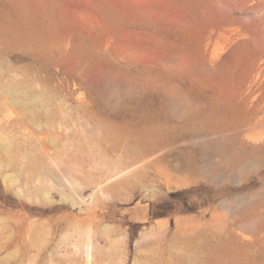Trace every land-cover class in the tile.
<instances>
[{
    "label": "rangeland",
    "instance_id": "obj_1",
    "mask_svg": "<svg viewBox=\"0 0 264 264\" xmlns=\"http://www.w3.org/2000/svg\"><path fill=\"white\" fill-rule=\"evenodd\" d=\"M72 1H86L90 17L67 13ZM72 1L0 0V146L11 147L0 150V264H264V0H193L205 13L181 23L154 21L151 9L130 11L122 0ZM117 27L146 42L114 53L103 37ZM155 49L164 65L139 59ZM97 79L124 89L95 91ZM248 82L251 93L238 94ZM6 89L26 102L38 93L27 107L39 130L30 114L15 121L22 111L3 106ZM4 174L30 199L4 185ZM86 232L88 263L70 247Z\"/></svg>",
    "mask_w": 264,
    "mask_h": 264
},
{
    "label": "bare ground",
    "instance_id": "obj_2",
    "mask_svg": "<svg viewBox=\"0 0 264 264\" xmlns=\"http://www.w3.org/2000/svg\"><path fill=\"white\" fill-rule=\"evenodd\" d=\"M72 1V0H71ZM177 3V4H179L180 5V8L181 9H175L174 7H172V4L173 3ZM122 3H123V5L127 8V9H129L130 11L132 10V9H134V8H147V9H151L152 10V19L155 21V20H157L158 18H162L165 22H168V23H181L183 20H184V18L186 17V15H188V14H192V13H194V14H197V15H203L204 13H205V10L204 9H202V8H200V6L196 3V1H193V0H122ZM253 5H249V6H247L246 8H245V10L246 11H252L253 10ZM258 9V8H257ZM87 10H89V7H88V3L86 2V1H84V2H77V1H72V2H68L67 4H66V6H65V11L67 12V13H73V14H77V15H83L84 17H90V15L89 14H87ZM255 10V9H254ZM64 11V12H65ZM59 12V11H58ZM242 12V11H241ZM245 13V12H244ZM244 13H242V14H244ZM245 14H247V13H245ZM78 18V17H77ZM76 19V18H75ZM87 19V18H86ZM91 21V23L93 22V20L91 19L90 20ZM79 22V21H78ZM221 28V27H220ZM262 28V27H261ZM114 29H116V30H111V31H109V32H106L105 33V35H104V37H103V42H104V44L105 45H107V46H109L110 48H112V51H113V49H115V52H116V49L118 48V46H120V45H128L129 47H138V46H140V45H142V44H144L145 42H146V38L144 37V36H142V35H140V34H137V33H135V32H133V31H131V30H128V29H121V28H119V27H117V28H114ZM94 30V29H93ZM234 31H236V29H234ZM216 32H220V31H217L216 30ZM116 33V35L118 34V38H115L116 37V35H114ZM213 34H215V32L213 33ZM229 35L230 36H232V35H235V33H233V32H230L229 33ZM211 36L212 35H209V40L211 39ZM251 39V38H250ZM254 43V42H253ZM135 50H138V49H135ZM216 50V49H215ZM119 51V50H118ZM211 51H212V49H211ZM114 52V51H113ZM114 52V53H115ZM215 52V51H214ZM129 53V52H128ZM130 53H132V52H130ZM45 54V53H44ZM124 54V53H123ZM133 54H134V52H133ZM141 54V53H140ZM129 55V54H128ZM45 56V55H44ZM134 56H136L135 54H134ZM5 57V56H4ZM21 57V56H20ZM122 57V56H121ZM120 58V57H119ZM188 58V57H187ZM3 59V58H2ZM19 59V61H22V62H27L26 60L25 61H23V58H18ZM21 59V60H20ZM25 59V58H24ZM125 59V58H124ZM139 59H141L142 61H144V62H146V63H149V64H153V65H164V63H165V58L162 56V54H161V52L159 51V50H153V51H151V52H148V53H144V54H141V57L139 58ZM122 60V59H121ZM7 61H9L8 59H6L5 60V62H7ZM11 62H12V60H11ZM18 62V61H17ZM8 63V62H7ZM34 63V65L33 66H35L36 64V62H33ZM213 65H214V63L213 62H211L210 63V65H208L209 67H210V69L213 67ZM31 66V65H30ZM70 66V65H69ZM168 66H170L171 68L173 67V69L172 70H174V66L173 65H169L168 64ZM176 66V69H185L187 66H188V61H182V62H180V63H178L177 65H175ZM32 67V66H31ZM47 67V66H46ZM56 67V66H55ZM200 67V66H199ZM48 68V67H47ZM57 68V67H56ZM170 68V69H171ZM204 68V67H203ZM208 68V67H207ZM53 69V68H52ZM201 69V68H200ZM64 70V69H63ZM167 71H169L170 72V70H168V69H166ZM171 70V71H172ZM198 70V69H197ZM203 70V69H202ZM30 71H31V69H30ZM53 71H54V69H53ZM70 71V70H69ZM204 72V71H203ZM202 72V73H203ZM59 73V72H58ZM64 73V72H63ZM211 73V72H210ZM9 74H11V73H9ZM34 74H35V72H34ZM42 75H43V72L41 73ZM212 74V73H211ZM56 75V74H55ZM58 75H60V74H58ZM57 75V76H58ZM78 75V74H77ZM9 76V75H8ZM56 76V77H57ZM80 75H78V76H76V77H79ZM7 77V76H6ZM13 77H14V74H13ZM33 77H34V75H33ZM31 78V77H30ZM35 78V77H34ZM84 78V77H83ZM17 79V78H16ZM15 78H14V80H16ZM55 79V78H54ZM57 79V78H56ZM67 79V78H66ZM86 79H87V77H86ZM253 79V78H252ZM47 80H49V79H47ZM84 80V79H83ZM88 80V79H87ZM13 81V80H12ZM73 81H74V79H73ZM3 82V81H2ZM13 82H15V81H13ZM48 82V81H47ZM142 82H144V81H142ZM16 83V82H15ZM37 83V82H36ZM52 83H53V81H52ZM14 84V83H13ZM28 84V83H27ZM105 84H108V85H111V86H113V87H116V88H119V89H124V85L121 83V82H119V81H117V80H110V81H108V80H102V79H97V81H95V82H93L92 83V87H93V89L95 90V91H98V90H100ZM1 85V84H0ZM26 85V84H25ZM37 85H38V83H37ZM24 86V85H23ZM53 86V85H52ZM55 86V85H54ZM53 86V87H54ZM16 87H18V85L16 86ZM16 87H15V89H16ZM147 87V86H146ZM1 88V87H0ZM39 88H41V86L39 87ZM47 88H49V87H47ZM51 88V87H50ZM49 88V89H50ZM166 88V87H165ZM2 89H4V88H2ZM38 89V88H37ZM54 89H56V86L54 87ZM90 89V88H89ZM91 90V89H90ZM136 90H137V88H136ZM26 91V90H25ZM40 91H41V89H40ZM39 91V89H38V92H40ZM46 91H47V89H46ZM72 91H74L73 89H72ZM72 91H71V93H72ZM251 91H252V89H251V86H250V82H248L247 83V85H246V87H245V89H243L242 87H239V88H237V90H236V92L238 93V94H242V93H244V92H246V94L247 95H249L250 93H251ZM5 95H6V97H8V99L7 100H5L3 103H2V101H1V103L3 104V106H7V107H9L8 105H12V106H16V107H20V109H21V113H19L18 114V116L15 118V121L16 122H21L22 121V117H24V116H26L27 114H30L31 115V118H29L28 120H29V123L30 124H32L34 127H36V128H38V130H39V128H40V124H38L36 121H35V119H34V113H33V109H29L28 107H27V104H30V105H32L36 100H39L40 99V97H39V95H36V94H38V93H36V94H34L33 96L34 97H31L32 99V101H28V102H26V101H24L23 99H21V98H19L18 96H17V94H19V90L17 89V90H11V89H6L5 90ZM77 92V91H76ZM75 92V93H76ZM1 93V92H0ZM12 93H15V95H14V97L12 96ZM52 93V92H51ZM28 94V93H27ZM47 94V93H46ZM53 94V93H52ZM156 94V93H155ZM23 95L24 96H26V94L25 93H23ZM76 95V94H75ZM27 97V96H26ZM54 97H56V96H54ZM158 97V96H157ZM156 96H155V98H157ZM51 98V97H50ZM63 98V97H62ZM61 97H60V99H62ZM245 98V97H244ZM262 98V95H260V97L258 98V99H256V100H259V99H261ZM26 99V98H25ZM46 100H49V99H46ZM157 100V99H156ZM50 101V100H49ZM35 104V103H34ZM42 104V103H41ZM50 104V103H49ZM58 104H62V100L61 101H59V103ZM58 104H57V106H58ZM118 104V103H117ZM51 105V104H50ZM64 106H66V108H67V104L65 105L64 104ZM168 106V105H167ZM32 107V106H31ZM169 107V106H168ZM3 108V107H2ZM5 108V107H4ZM40 108V107H39ZM47 108V107H46ZM68 108H69V106H68ZM91 108V107H90ZM167 108V107H166ZM171 108V107H170ZM180 108V107H179ZM37 109V108H36ZM168 110H170L169 108H167ZM38 110V109H37ZM44 110V109H43ZM172 110V109H171ZM173 111H174V109H173ZM4 111H2V113H3ZM49 112V111H48ZM48 112H46V115H48ZM53 113V112H52ZM63 113V112H62ZM65 113V112H64ZM176 113V112H175ZM68 114V113H67ZM66 115V114H65ZM65 115H62V116H65ZM1 116V115H0ZM49 116V115H48ZM67 116V115H66ZM79 116V115H78ZM120 116V115H119ZM68 117V116H67ZM2 118V117H1ZM26 118V117H25ZM46 118V117H45ZM49 118V117H48ZM56 118V117H55ZM55 118H53V119H55ZM13 119V118H12ZM61 119H64V117H62ZM60 119V120H61ZM76 119H78V117H76ZM2 120H4V119H2ZM56 120V119H55ZM54 120V121H55ZM84 120V119H83ZM47 122H48V120H46ZM46 121H45V125L47 126V124L48 123H46ZM53 121V122H54ZM63 121V120H62ZM57 122V121H56ZM71 123H72V121H70ZM74 122V121H73ZM76 122V121H75ZM5 123V122H4ZM28 123V122H27ZM55 123V122H54ZM59 123V122H58ZM13 124V123H12ZM11 124V126H13ZM52 124V126H53V123H51ZM60 124H62V123H60ZM73 124V123H72ZM75 124V123H74ZM4 125V124H3ZM23 125V124H22ZM43 125H44V123H43ZM44 125V126H45ZM17 126V125H16ZM63 125H61V129H63V127H62ZM65 126V125H64ZM78 126H80V128H82L81 127V124L79 125L78 124ZM4 127H5V125H4ZM4 127H2V128H4ZM18 127H20L19 125H18ZM17 127V128H18ZM75 127V126H74ZM89 127V126H88ZM99 127V126H98ZM21 128V127H20ZM19 128V129H20ZM23 128H24V130L26 129L25 128V126H23ZM66 128V127H65ZM67 129V128H66ZM84 129V128H83ZM20 130H23V129H20ZM19 130V131H20ZM23 130V131H24ZM36 130V129H35ZM67 130H70V128L69 129H67ZM80 130V129H79ZM87 130V129H86ZM96 130V129H95ZM16 131V130H15ZM29 131V130H28ZM53 131V130H52ZM62 131H64V130H62ZM72 131V130H71ZM70 131V132H71ZM82 131V130H81ZM89 131V130H88ZM9 132V131H8ZM7 132V133H8ZM27 132V131H26ZM77 132H79V131H77ZM97 132V131H96ZM21 134H23V132L21 131L20 132ZM24 133H25V131H24ZM28 133H30V132H28ZM84 133V132H83ZM9 134H11V133H9ZM52 134V133H51ZM50 134V142L53 144V136L54 135H51ZM78 134V133H77ZM91 134V133H90ZM93 134V133H92ZM92 134L91 135H89V136H92ZM11 135H13V133L11 134ZM28 135H30V134H28ZM39 135V134H38ZM49 135V134H48ZM97 135H98V133H97ZM167 135V134H166ZM23 136H25V135H23ZM36 137H38L37 135H35ZM202 136V135H201ZM18 137V136H17ZM58 137V136H57ZM166 137V136H165ZM185 137V136H184ZM3 138V136L1 135V133H0V140ZM25 138V137H24ZM195 138V137H194ZM202 138V137H201ZM13 139H15V137L13 138ZM22 139V138H21ZM29 139V138H28ZM45 139H46V137H45ZM55 139H56V137H55ZM73 139V138H72ZM84 140H83V142L85 141V138H83ZM101 139V138H100ZM12 140V139H11ZM24 140V139H23ZM31 140V139H30ZM29 140V141H30ZM38 140H39V138H38ZM68 140V139H67ZM93 140V139H92ZM118 140V139H117ZM116 140V141H117ZM69 141V140H68ZM67 141V142H68ZM98 141V140H97ZM40 142V141H39ZM49 142V141H48ZM66 142V141H65ZM167 142V141H166ZM19 143V142H18ZM44 143V142H43ZM56 143V142H55ZM95 143V142H94ZM93 143V144H94ZM165 143V142H164ZM214 143H216V141H214ZM23 144H25L24 142H23ZM31 144H32V141H31ZM52 144H50V147L49 148H51V146H52ZM72 144V143H71ZM78 144V143H77ZM157 144H159V143H157ZM166 144V143H165ZM205 144V143H204ZM26 145H27V143H26ZM46 145V144H45ZM64 145H65V143H64ZM112 145V144H111ZM160 145V144H159ZM20 146V145H19ZM33 146V145H32ZM80 146V145H79ZM87 146V145H86ZM47 148H48V146H46ZM77 147V146H76ZM81 147V146H80ZM91 147H92V145H91ZM130 148H131V146H129ZM10 144H7V145H2V146H0V150L1 149H3V150H6V154H9L8 153V151L10 150ZM49 148H48V152H50V150L51 151H54V149H50L49 150ZM61 148V147H60ZM79 148V147H78ZM78 148H76V149H78ZM106 148H107V146H106ZM137 148V147H136ZM147 148H149V147H147ZM30 149V148H29ZM32 149V148H31ZM55 149H56V147H55ZM73 149V148H72ZM80 149V148H79ZM25 150V149H24ZM36 150V149H35ZM58 150V149H57ZM88 150H90V149H88ZM136 150V149H135ZM26 151V150H25ZM41 151V150H40ZM68 151V150H67ZM76 151V150H75ZM92 151V150H91ZM97 151H98V149H97ZM24 152V151H23ZM33 152V151H32ZM32 152H30L29 154H31ZM78 152H80V151H78ZM98 152H100V151H98ZM122 152V151H121ZM140 152H141V150L139 151V154H140ZM51 153V152H50ZM49 153V154H50ZM75 153V152H74ZM94 153H97V152H94ZM104 153V152H103ZM102 153V154H103ZM37 154H39L38 152H37ZM48 154V155H49ZM65 154V153H64ZM63 154V155H64ZM99 154V153H98ZM127 154V153H126ZM175 154V153H174ZM80 155H82L81 153H80ZM79 155V156H80ZM105 155V154H104ZM114 155H117V154H114ZM129 155V154H128ZM27 156V155H26ZM44 156H46L47 157V155H44ZM56 156V155H55ZM75 156V155H74ZM101 156V155H100ZM126 156V155H125ZM162 156H164V155H162ZM161 156V157H162ZM173 156V155H172ZM142 157V156H141ZM24 158V157H23ZM42 158H43V156H42ZM57 159L59 158V156L58 157H56ZM68 158V157H67ZM89 158H90V156H89ZM91 158H93L94 159V157H93V155L91 156ZM99 158V157H98ZM101 158H103V157H101ZM120 158H121V155H120ZM138 158V157H137ZM165 158V157H164ZM205 157H203V159H204ZM76 159V158H75ZM158 159V158H157ZM160 159H162V158H160ZM202 159V160H203ZM19 160H22L21 158L19 159ZM42 160V159H41ZM54 160V159H53ZM81 160H83V159H81ZM91 159H89V161H90ZM111 161H112V159H110ZM120 160V159H119ZM165 160V159H164ZM205 160V159H204ZM57 161H59V159L57 160ZM67 161V160H66ZM76 161H78V160H76ZM94 161V160H93ZM127 161H129L128 159H127ZM160 161V160H159ZM28 162V161H27ZM53 162H55V161H53ZM53 162H52V165L51 166H54L53 165ZM60 162V161H59ZM82 163V164H84V166H85V163H84V161L82 162V161H78L77 163L79 164V163ZM100 162V161H99ZM105 162V161H104ZM119 162H121V161H119ZM207 162V161H206ZM23 163V162H22ZM35 163V162H34ZM42 163V162H41ZM51 163V162H50ZM57 163V162H56ZM61 163V162H60ZM76 163V164H77ZM108 163V162H107ZM8 164V163H7ZM75 164V165H76ZM98 164V161H97V163L95 164V165H97ZM149 164H151L152 165V163H149ZM148 164V165H149ZM44 165V164H43ZM49 165V164H48ZM61 165H63V164H61ZM80 165V164H79ZM78 165V166H79ZM93 165V164H92ZM102 165V164H101ZM120 165H121V163H120ZM135 165V164H134ZM3 166V164H2V161L0 160V168ZM30 166H31V161H30ZM45 166L46 167H48L47 166V164H45ZM44 166V167H45ZM98 166V165H97ZM110 166H112L111 165V163H110ZM122 166V165H121ZM156 166V168L159 170L160 169V167H157V165H152V167H155ZM40 167V166H39ZM43 167V168H44ZM63 167V166H62ZM86 167H87V165H86ZM90 167V166H89ZM106 167H107V165H106ZM50 168V167H49ZM49 168H47V169H49ZM99 168V167H98ZM115 168V167H114ZM113 168V169H114ZM126 168V167H125ZM156 168H154L155 170H157ZM33 169V168H32ZM63 169V168H62ZM61 169V170H62ZM67 169V168H66ZM70 169V168H69ZM86 169H88V168H86ZM100 169V168H99ZM116 169V168H115ZM143 170H144V168H142ZM162 169V168H161ZM160 169V170H161ZM31 170V169H30ZM36 170H37V168H36ZM39 170L42 172V170L39 168ZM49 170H51V169H49ZM74 170L76 171V169L74 168ZM104 169H102V171H103ZM109 170V169H108ZM158 171V172H160L159 174H161V175H163L162 173H161V171ZM51 171H53V168H52V170ZM50 171V172H51ZM57 171V170H56ZM71 171V170H70ZM74 171V172H75ZM80 171V170H79ZM88 171V170H87ZM98 171V170H97ZM100 171V170H99ZM138 171V170H137ZM45 172V171H44ZM64 172V171H63ZM81 172V174H82V171H80ZM126 172V171H125ZM212 172H213V170H212ZM17 173V172H16ZM20 173V172H19ZM46 173H48V172H46ZM71 173V172H70ZM76 173H78V172H76ZM101 173V172H100ZM105 173V172H104ZM103 173V174H104ZM109 173V172H108ZM22 174V173H21ZM42 174V173H41ZM45 174V173H44ZM67 174V173H66ZM102 174V173H101ZM138 174V173H137ZM16 175V174H15ZM39 175V174H38ZM84 175H85V173H84ZM104 175H106V174H104ZM109 175V174H108ZM107 175V176H108ZM208 175H211V173L210 174H208ZM41 176H43V175H41ZM69 176V175H68ZM225 176V175H224ZM99 177V176H98ZM104 177H106V176H104ZM1 178H2V182L4 183V185H6L7 187H9V188H13L14 189V193L17 195V196H19V197H25V198H28V199H30V197H28V196H26L25 194H24V190L22 189V187H20L19 185H18V180H17V176H12L11 174H4V175H2L1 176ZM60 179V181L62 180L63 181V184L64 185H66V186H68V187H71L73 184H76V180L74 179V178H72V177H70V178H68L67 177V179L68 180H66V179H64V178H62V177H60L59 178ZM103 178H101V180H102ZM106 179V178H105ZM215 179V178H214ZM88 180V179H87ZM124 180V179H123ZM216 180V179H215ZM217 181V180H216ZM8 182H9V184H8ZM37 182V181H36ZM85 182H87V181H85ZM78 183V182H77ZM45 184V183H44ZM47 184V183H46ZM113 184V183H112ZM116 184V183H115ZM118 184V183H117ZM78 187H81V186H78ZM84 187V186H83ZM107 187V186H106ZM105 188V187H104ZM50 189V188H49ZM60 190V189H59ZM104 190V189H103ZM103 190H102V188H101V186H100V188H98L96 191H94L93 192V194L94 193H96L97 191H99L100 193H102L103 192ZM41 192V191H40ZM49 192H50V190L48 191V190H45L44 192H42L43 193V199H46L47 200V196H48V194H49ZM65 192V191H64ZM65 193H67L68 194V192H65ZM69 193H72V192H70L69 191ZM104 193V192H103ZM68 196V195H67ZM81 197V196H80ZM240 201V200H239ZM242 201H243V199H242ZM242 203V202H241ZM72 205H75L74 203H72ZM250 222H252V221H249V224L248 225H252V224H250ZM254 222V221H253ZM254 226V225H253ZM254 227H256V226H254ZM35 228H37V227H35ZM257 228V227H256ZM47 237V236H46ZM48 238V237H47ZM65 239V238H64ZM94 239V238H93ZM61 241V240H60ZM59 241V242H60ZM61 244H63V243H61ZM60 246V245H59ZM2 247V246H1ZM44 247V246H43ZM57 247V246H56ZM70 247H71V250H72V252H73V254H79V253H83L84 254V256H85V258H86V260H87V263L88 262H90V259L92 258V249H93V244H92V242L90 241V236L88 235V233L86 232L83 236H81L80 238H78V239H75L73 242H71L70 243ZM39 248V247H38ZM40 248H41V246H40ZM58 248V247H57ZM54 250V249H53ZM40 251H41V249H40ZM94 252V251H93ZM37 253H39L38 251H37ZM49 255H50V253H48ZM122 254V253H121ZM74 255V256H75ZM51 256V255H50ZM107 256V255H106ZM119 257H121V256H119ZM63 258H65V256L63 257ZM120 259V258H119ZM118 259V260H119ZM121 260V259H120ZM122 261V260H121ZM33 262V261H32ZM32 262L30 263V264H32ZM73 262V261H72ZM92 262V261H91ZM74 263V262H73ZM49 264V263H48ZM92 264H94L93 262H92ZM139 264V263H138Z\"/></svg>",
    "mask_w": 264,
    "mask_h": 264
},
{
    "label": "trees",
    "instance_id": "obj_3",
    "mask_svg": "<svg viewBox=\"0 0 264 264\" xmlns=\"http://www.w3.org/2000/svg\"><path fill=\"white\" fill-rule=\"evenodd\" d=\"M161 216H162V214H158V213H155V215H154L155 218H158V217H161Z\"/></svg>",
    "mask_w": 264,
    "mask_h": 264
}]
</instances>
